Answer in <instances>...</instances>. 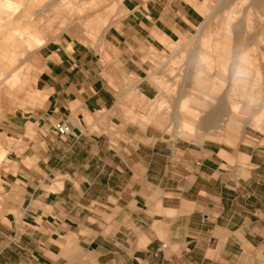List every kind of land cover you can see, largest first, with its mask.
Segmentation results:
<instances>
[{"label": "rangeland", "instance_id": "obj_1", "mask_svg": "<svg viewBox=\"0 0 264 264\" xmlns=\"http://www.w3.org/2000/svg\"><path fill=\"white\" fill-rule=\"evenodd\" d=\"M99 1L57 0L42 12L45 45L51 46L43 58L42 72L47 81L49 77L45 93L37 91L33 81L25 96L9 97L7 87L14 84L10 73L25 67L15 73L18 90L27 83L21 78L29 74V65L36 76L41 71L34 62L0 64V93L6 94H0V146L7 152L0 163V264H38L51 251L72 253L83 248L76 241L58 239L56 225L38 219L49 215L51 199L47 195L56 197L60 181L42 167V139L53 133L55 120L47 112L49 83L55 65L77 47L92 55L117 93L113 107L100 120L107 123L103 125L106 132L111 130L108 125L118 129L126 123L134 125L146 149L153 147L161 154L162 165L186 153L193 157L202 154L208 167L225 172L205 179L211 189L224 185V216L232 218L235 211L241 222H264V201L259 197L264 198V192L249 190L254 179L249 169L264 174V74L255 70L264 67V0H171L169 4L166 0H128L131 10L124 13L118 0L104 11H100ZM106 2L108 8L111 0ZM153 3L163 14H153L149 7ZM234 8L237 15H228ZM240 8L253 9L239 16L243 13ZM187 9L212 14L202 26L190 30ZM102 18L106 21L100 23ZM239 18L247 25L249 45L239 50L241 61L233 65L243 72L229 74V61L225 59V66L218 61L230 49L221 52L217 45L221 34H228L223 33L224 27L230 28ZM158 23L163 27L153 26L152 32L141 27ZM164 27L172 34L168 40L163 39ZM114 36L120 45L115 44ZM144 40L148 46H143ZM224 93L231 96L226 99L230 107L237 102L233 115L228 109L214 125L202 127V119L212 114L208 109ZM42 188L48 191L43 193ZM61 256L60 261L67 257ZM241 263L264 264V255L257 252L255 258L242 257Z\"/></svg>", "mask_w": 264, "mask_h": 264}, {"label": "crops", "instance_id": "obj_2", "mask_svg": "<svg viewBox=\"0 0 264 264\" xmlns=\"http://www.w3.org/2000/svg\"><path fill=\"white\" fill-rule=\"evenodd\" d=\"M56 1L0 0V48L3 49L0 64L34 62L41 71L36 76L29 65V74L23 75L28 83L21 84L14 94L7 92L9 97L25 96L33 81L37 91L45 93L49 89V77L47 81L42 69L43 58L51 46L45 45L46 25L41 14ZM106 1H99L100 11L114 7V0L108 8ZM166 1V4L171 2ZM118 3L123 13L131 10L128 0ZM149 7L155 16L163 14L154 3ZM240 9L243 13L238 15L243 16L253 8ZM211 12L199 15L187 9L189 29L202 26ZM235 12L236 8L228 15H237ZM104 21L102 18L100 23ZM153 26L162 25H141L148 32H152ZM165 28L163 39L168 40L172 34ZM246 30V24L239 18L230 28L224 27L223 33H228L223 35L226 41L220 36L218 49L230 51L218 63L225 66V59L228 60L229 74L243 72L233 65L241 61L239 50L249 45ZM113 41L120 45L117 36ZM142 43L148 46L146 40ZM40 47L43 48L38 50ZM55 67L49 83L47 112L55 120L66 121L74 134L63 137L53 130L42 139L43 170L60 181L56 197L47 195L51 199L47 203L49 215L38 219L42 224L56 225L58 239L76 241L83 248L72 253L51 251L38 264H242V257L255 258L257 252L264 255L262 219L241 222L235 211L232 218H226L224 185L211 189L205 182L215 172L224 176L223 170L208 167L202 154L193 157L186 153L162 165L161 154L153 147L146 149L139 140L140 132L130 123L120 129L108 125L111 130L106 132L103 125L107 123L100 120L113 107L117 93L84 49L75 48ZM255 70L264 74L262 66ZM229 98L222 94V99L208 109L212 114L202 119V127L214 125L228 109L233 115L237 102L234 100L236 104L230 107ZM103 109L106 110L101 117L99 111ZM113 119L118 120L115 116ZM108 123L112 122L108 120ZM2 146L0 163L7 154ZM249 176H254L249 190L264 192V174L249 169ZM259 197L263 202L262 195ZM61 255L67 257L60 261Z\"/></svg>", "mask_w": 264, "mask_h": 264}, {"label": "built area", "instance_id": "obj_3", "mask_svg": "<svg viewBox=\"0 0 264 264\" xmlns=\"http://www.w3.org/2000/svg\"><path fill=\"white\" fill-rule=\"evenodd\" d=\"M53 129L55 133L63 137L74 134L71 130L70 125L62 119H58L53 122Z\"/></svg>", "mask_w": 264, "mask_h": 264}, {"label": "bare ground", "instance_id": "obj_4", "mask_svg": "<svg viewBox=\"0 0 264 264\" xmlns=\"http://www.w3.org/2000/svg\"><path fill=\"white\" fill-rule=\"evenodd\" d=\"M13 2H15V1H13ZM27 3H28V2H27ZM40 8H41V7H40ZM40 8H39V10H40ZM45 8H46V7H45ZM210 12H211V11H210ZM211 13H212V12H211ZM16 14H17V13H16ZM209 15H211V14L209 13ZM209 18H210V17H209ZM245 18H246V17H245ZM259 19H261V18H259ZM14 21H15V20H14ZM250 21H251V20H250ZM250 21H249V22H250ZM251 22H253V21H251ZM244 23H245V22H244ZM247 24H248V23H247ZM248 25H249V24H248ZM250 26H251V25H249L248 27H250ZM246 27H247V25H246ZM6 28H7V27H6ZM4 29H5V28H4ZM0 31H1V30H0ZM3 32H4V31H3ZM246 32H247V31H246ZM29 34H30V33H29ZM261 34H262V33H261ZM258 35H259V33H258ZM2 37H3V36H2ZM3 38H4V37H3ZM260 42H261V41H260ZM2 51H3V49L0 48V52H2ZM24 51H25V50H24ZM3 54L5 55V53H3ZM22 59H23V58H22ZM8 60H9V59H8ZM23 60H24V59H23ZM22 65H23V64H22ZM20 66H21V65H20ZM20 66H19V67H20ZM22 67H23V66H21V68H22ZM21 68L15 70L13 73H10V74H12L11 77H10V76L7 77V78L10 77L9 79H14V81H13L14 84H11L10 86L8 85L9 88L7 87V89H8L9 91H12V93L15 92L14 89L17 90L16 88L18 87V83H17V81H15V78L18 77L16 74H18L17 71H21V70H22ZM23 68H25V67H23ZM1 69H2V68H1ZM15 73H16V74H15ZM10 74H9V75H10ZM25 74H26V73H25ZM19 75H20V74H19ZM26 75H27V74H26ZM21 80H22L23 82H26L23 78H21ZM19 83H20V82H19ZM27 83H28V81H27ZM193 85H194V84H193ZM15 86H16V87H15ZM20 86H21V85H20ZM20 86H19V87H20ZM9 91H8V92H9ZM17 91H18V90H17ZM7 94H8V93H7ZM13 94H14V93H13ZM211 94H212V93H211ZM210 100H211V99H210ZM208 101H209V100H208ZM211 101H212V100H211ZM213 101H214V100H213ZM213 101H212V102H213ZM219 107H221V105H219Z\"/></svg>", "mask_w": 264, "mask_h": 264}]
</instances>
